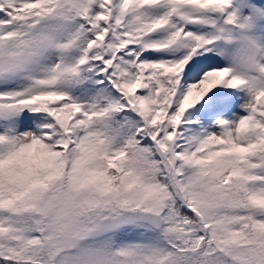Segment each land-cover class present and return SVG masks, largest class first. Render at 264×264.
Segmentation results:
<instances>
[{
  "label": "snow or ice",
  "instance_id": "6c2138e0",
  "mask_svg": "<svg viewBox=\"0 0 264 264\" xmlns=\"http://www.w3.org/2000/svg\"><path fill=\"white\" fill-rule=\"evenodd\" d=\"M0 264H264V0H0Z\"/></svg>",
  "mask_w": 264,
  "mask_h": 264
},
{
  "label": "rangeland",
  "instance_id": "374dc122",
  "mask_svg": "<svg viewBox=\"0 0 264 264\" xmlns=\"http://www.w3.org/2000/svg\"><path fill=\"white\" fill-rule=\"evenodd\" d=\"M253 7H255V8H259V5H253ZM103 87H105V86H103ZM95 88H96V86H95ZM95 88L92 90V92L90 93V94H82V93H73V95L74 96H78L79 97V99L81 100V102H90L92 99H93V97L95 96L94 95V90H95ZM223 91H225V89H222ZM222 91V92H223ZM227 91H230V90H227ZM232 91H230L229 93H231ZM239 96V97H238ZM91 98V99H90ZM234 98H236L237 99V104H236V109L233 111V112H231V113H224V114H221V115H218L217 117H216V119L217 120H219V119H223V120H232V116H233V114L234 113H236V112H238V111H242L241 109H240V104H242L243 102H245L246 101V97H245V95H244V93L242 92V93H240V94H238L236 97H234ZM199 108H200V106H197V109H195L194 111H191V112H189V113H187L186 114V117H185V119H198L197 118V115H196V112L199 110ZM39 115H42V114H39ZM133 119H135V117H133ZM201 124H203V121H201L200 122ZM205 127L206 128H208V126L207 125H205ZM208 130H211V131H218L219 129H216V128H209Z\"/></svg>",
  "mask_w": 264,
  "mask_h": 264
},
{
  "label": "trees",
  "instance_id": "16d2710c",
  "mask_svg": "<svg viewBox=\"0 0 264 264\" xmlns=\"http://www.w3.org/2000/svg\"><path fill=\"white\" fill-rule=\"evenodd\" d=\"M94 95H95L94 97H97L98 98L100 95H108V92H106L104 90V87L103 86H96V88L94 90ZM242 115H245V113L243 111L234 113L233 116H232V119H234V117L242 116Z\"/></svg>",
  "mask_w": 264,
  "mask_h": 264
}]
</instances>
